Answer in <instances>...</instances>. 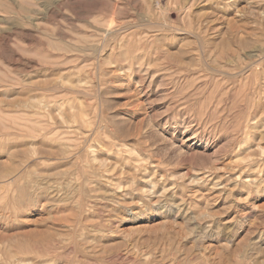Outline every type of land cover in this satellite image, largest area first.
Here are the masks:
<instances>
[{
	"label": "rangeland",
	"instance_id": "obj_1",
	"mask_svg": "<svg viewBox=\"0 0 264 264\" xmlns=\"http://www.w3.org/2000/svg\"><path fill=\"white\" fill-rule=\"evenodd\" d=\"M25 263L264 264V0H0Z\"/></svg>",
	"mask_w": 264,
	"mask_h": 264
},
{
	"label": "bare ground",
	"instance_id": "obj_2",
	"mask_svg": "<svg viewBox=\"0 0 264 264\" xmlns=\"http://www.w3.org/2000/svg\"><path fill=\"white\" fill-rule=\"evenodd\" d=\"M66 3V2H65ZM111 11V10H110ZM86 15V14H85ZM114 15V14H113ZM81 18V17H80ZM111 30V29H110ZM112 31V30H111ZM100 33V32H99ZM118 37V36H117ZM137 37V36H136ZM99 39V38H98ZM112 39V38H111ZM141 43V42H140ZM138 44V43H137ZM140 51V50H139ZM79 116V115H78ZM80 117V116H79ZM83 117V115H82ZM81 119V118H80ZM79 120V119H78ZM74 121V120H73ZM85 121V120H84ZM6 128V127H5ZM42 132V131H41ZM32 138V137H31ZM26 264V263H25Z\"/></svg>",
	"mask_w": 264,
	"mask_h": 264
}]
</instances>
